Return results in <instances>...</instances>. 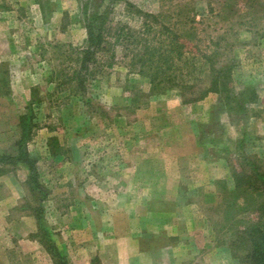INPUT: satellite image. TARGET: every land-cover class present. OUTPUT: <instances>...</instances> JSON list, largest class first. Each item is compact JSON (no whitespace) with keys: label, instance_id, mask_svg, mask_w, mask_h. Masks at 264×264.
<instances>
[{"label":"rangeland","instance_id":"rangeland-1","mask_svg":"<svg viewBox=\"0 0 264 264\" xmlns=\"http://www.w3.org/2000/svg\"><path fill=\"white\" fill-rule=\"evenodd\" d=\"M135 9L192 27L230 93L152 87L132 42L111 69L81 67L87 23L108 10L138 30ZM263 100L264 0H0V264H54L45 244L71 264H241L264 194L231 169L264 165ZM26 113L39 189L3 159Z\"/></svg>","mask_w":264,"mask_h":264},{"label":"trees","instance_id":"trees-1","mask_svg":"<svg viewBox=\"0 0 264 264\" xmlns=\"http://www.w3.org/2000/svg\"><path fill=\"white\" fill-rule=\"evenodd\" d=\"M127 5L132 9L135 7L131 3ZM135 10L142 17V25L138 30L132 29L127 23H114L113 19H109L108 10L103 11L98 17V25L92 22L87 23V38L79 51L81 67L89 74H92L93 70L103 72L105 69H111L115 63L117 44L132 42L137 48L132 52V64L138 67L139 73L149 76L152 87L191 89L193 97L184 102L202 100L212 92L230 93L232 81L230 69L214 64L212 59L214 56L200 48V45H190L191 32L189 31L192 27L180 32L176 24L173 26L166 24L156 13ZM129 46L128 43L127 47L130 48ZM213 52L217 51L213 50ZM186 54H191L192 58H187ZM194 59L196 62H193ZM207 66L208 70H206ZM199 79L205 82L204 87L201 85L200 89L198 86L200 84L197 82ZM76 80L75 88L83 89L85 81L80 77ZM197 92L199 95H196ZM30 119L32 114L26 113L21 117L22 130L18 140L20 144L18 155L3 156V159L8 163H25L30 169V184L34 189H39L41 184L37 175L36 160L25 144L31 133L28 125ZM242 160L240 167L233 166L231 169L234 188L264 194V165L260 160L245 156ZM256 211L257 220L245 231L249 237L250 249L242 257L241 264H264V200L259 203ZM45 246L52 254L54 264H71L55 245L45 244ZM94 262H99V259L95 258Z\"/></svg>","mask_w":264,"mask_h":264}]
</instances>
